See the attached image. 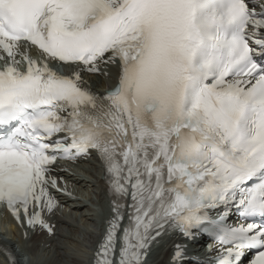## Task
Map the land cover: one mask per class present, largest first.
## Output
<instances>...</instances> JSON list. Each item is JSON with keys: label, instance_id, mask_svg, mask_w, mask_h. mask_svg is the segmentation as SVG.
<instances>
[{"label": "snow or ice", "instance_id": "6c2138e0", "mask_svg": "<svg viewBox=\"0 0 264 264\" xmlns=\"http://www.w3.org/2000/svg\"><path fill=\"white\" fill-rule=\"evenodd\" d=\"M0 52V203L17 221L51 231L52 165L95 152L113 213L95 264H144L170 230L209 233L214 264H264V0H0ZM116 63L112 89L83 86Z\"/></svg>", "mask_w": 264, "mask_h": 264}, {"label": "bare ground", "instance_id": "6f19581e", "mask_svg": "<svg viewBox=\"0 0 264 264\" xmlns=\"http://www.w3.org/2000/svg\"><path fill=\"white\" fill-rule=\"evenodd\" d=\"M105 72L109 73V77L86 76L96 92H103L105 88H110L116 83L117 68L108 67ZM55 172V175L70 183L76 197L85 189L87 199L58 196L59 204L63 209L60 212L54 211L49 216V220L55 224V234L51 237L34 233L29 239H24L9 219L3 218L0 226V245L14 254L16 264H22L23 249L28 250L31 255L36 254L37 251L43 252L41 261L36 262L28 258V261H32L33 264H89L90 249L101 236V217L109 218L106 207L108 197L102 178L103 171L97 166L94 156L86 162L78 163L72 174L65 173L58 167L55 168ZM96 201L102 209L100 223H95L93 219L97 216V211H94L92 207ZM178 241L175 235L163 239L154 249L148 264H170L172 245ZM17 246L22 249L17 250Z\"/></svg>", "mask_w": 264, "mask_h": 264}, {"label": "rangeland", "instance_id": "374dc122", "mask_svg": "<svg viewBox=\"0 0 264 264\" xmlns=\"http://www.w3.org/2000/svg\"><path fill=\"white\" fill-rule=\"evenodd\" d=\"M29 260H30V258H29ZM28 262H30V261H28ZM30 263H31V264H33V262H32V261H31Z\"/></svg>", "mask_w": 264, "mask_h": 264}]
</instances>
